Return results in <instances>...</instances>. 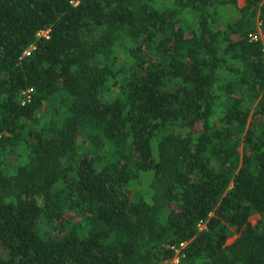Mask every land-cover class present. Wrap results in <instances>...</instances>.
I'll return each mask as SVG.
<instances>
[{
    "label": "trees",
    "instance_id": "16d2710c",
    "mask_svg": "<svg viewBox=\"0 0 264 264\" xmlns=\"http://www.w3.org/2000/svg\"><path fill=\"white\" fill-rule=\"evenodd\" d=\"M251 32L264 0H0V264H264Z\"/></svg>",
    "mask_w": 264,
    "mask_h": 264
},
{
    "label": "rangeland",
    "instance_id": "374dc122",
    "mask_svg": "<svg viewBox=\"0 0 264 264\" xmlns=\"http://www.w3.org/2000/svg\"><path fill=\"white\" fill-rule=\"evenodd\" d=\"M258 34H259V36H260V39H261V40H264V34H261L260 32H259ZM3 161H4L5 163H8L9 158H8L7 155H4V156H3ZM198 226H201V223H200V222H198ZM170 260H171V261H174V260H175V255L172 256V257L170 258Z\"/></svg>",
    "mask_w": 264,
    "mask_h": 264
},
{
    "label": "built area",
    "instance_id": "2783aa9c",
    "mask_svg": "<svg viewBox=\"0 0 264 264\" xmlns=\"http://www.w3.org/2000/svg\"><path fill=\"white\" fill-rule=\"evenodd\" d=\"M47 32V30L46 29H40L39 31H38V33L39 34H45ZM248 36H249V38H252V39H256V38H260V36H259V34H257V33H248Z\"/></svg>",
    "mask_w": 264,
    "mask_h": 264
}]
</instances>
